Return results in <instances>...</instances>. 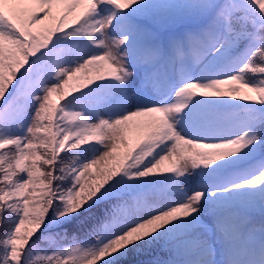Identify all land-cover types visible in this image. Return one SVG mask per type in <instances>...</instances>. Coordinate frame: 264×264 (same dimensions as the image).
Listing matches in <instances>:
<instances>
[{
  "label": "snow or ice",
  "instance_id": "obj_1",
  "mask_svg": "<svg viewBox=\"0 0 264 264\" xmlns=\"http://www.w3.org/2000/svg\"><path fill=\"white\" fill-rule=\"evenodd\" d=\"M0 264H264V0H0Z\"/></svg>",
  "mask_w": 264,
  "mask_h": 264
}]
</instances>
